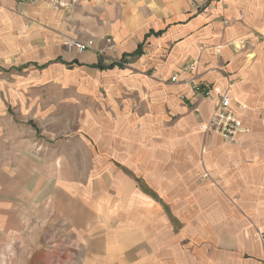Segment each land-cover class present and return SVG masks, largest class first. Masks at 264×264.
Here are the masks:
<instances>
[{"label": "rangeland", "instance_id": "1", "mask_svg": "<svg viewBox=\"0 0 264 264\" xmlns=\"http://www.w3.org/2000/svg\"><path fill=\"white\" fill-rule=\"evenodd\" d=\"M209 1L201 0L198 9ZM36 38L21 34L14 21L0 16V264H73L76 258L66 257L63 249L69 226L57 215L64 188L93 184L104 176H126L144 190L147 179L164 180L172 191L173 183L181 181L186 186L178 204L185 213L196 211L195 217L185 218L200 224L204 253L210 249L212 216L217 227L237 235L247 223L257 226L254 222L264 213V33L252 29L242 42L210 45L217 54L223 45L239 47L250 77L257 79L249 115L254 138L244 146L225 141L223 155H214L207 166V179L190 166L193 154L184 157L178 151L186 141L173 129L176 117L166 104L163 89L183 82L180 72L174 74L177 80L166 79L134 59L106 74L74 65L17 69L47 60L40 56L43 44L31 43ZM192 63L182 68L192 75L184 82L199 92L195 85H202L205 70L190 71ZM224 64L228 61L212 69L223 73ZM229 71L222 75L229 76ZM181 98L187 102L185 94ZM165 114L170 120L160 121ZM207 150L195 154L204 161ZM32 196L38 200H30ZM208 210L214 213L210 216ZM220 229L219 235L225 232ZM254 229L257 236L264 235V228Z\"/></svg>", "mask_w": 264, "mask_h": 264}, {"label": "crops", "instance_id": "2", "mask_svg": "<svg viewBox=\"0 0 264 264\" xmlns=\"http://www.w3.org/2000/svg\"><path fill=\"white\" fill-rule=\"evenodd\" d=\"M58 1L59 8L44 0L22 4L17 0H0L4 22L14 21L21 34L37 37L31 43L44 46L45 53L40 56L47 60L43 64L27 62L17 69L30 65L39 69L74 65L106 74L134 59V63L154 69L166 79L180 72L183 82L164 86L168 93L166 104L176 117L173 129L178 138L186 141L178 151L184 157L187 152L194 155L195 164L190 166L201 171L203 179L211 175L207 169L211 158H220L227 148L219 135L205 129L220 93L230 95L233 108L249 129L237 136L236 144L244 146L249 138H254L249 115L254 109L250 102L254 99L252 84L256 77H250V66L239 47L223 45L217 54L210 45L242 42L252 29L264 33V0H210L200 10L201 0ZM70 39L93 40V47L83 54L70 53L64 48ZM193 60L197 63L193 72L205 70L201 86L212 89L213 95L208 98L195 90L191 82H184L192 75L182 68ZM223 61L228 64L222 66V72L230 70L226 77L212 69ZM181 93L187 102L182 100ZM242 105L246 109L242 110ZM161 118L162 122L170 120L166 114ZM203 147L208 150L201 161L195 153ZM186 164L189 163L185 162L184 168ZM101 179L64 188L66 197L57 215L69 226L63 236L67 240L63 249L68 251L66 257L76 258H70L73 264H264V235L257 236L254 229L264 228L262 211L254 222L257 226L247 223L240 235L227 227L221 230L216 218H209L210 249L204 253L200 224L185 218L195 217L196 211L190 209L185 213L178 204L186 186L181 181L173 183L172 191L164 180L147 179L144 190L126 176L117 180L104 176L103 182ZM30 200L38 197L32 196ZM217 229L225 232L219 235ZM219 246L223 248L221 255Z\"/></svg>", "mask_w": 264, "mask_h": 264}, {"label": "built area", "instance_id": "3", "mask_svg": "<svg viewBox=\"0 0 264 264\" xmlns=\"http://www.w3.org/2000/svg\"><path fill=\"white\" fill-rule=\"evenodd\" d=\"M42 0H17L19 4L24 2H31V3H39ZM47 1L51 6L55 8L61 7V4L58 0H44ZM93 47V40H85L81 41L79 39H70V41L65 42V48L68 52H74L77 54H83L86 52L87 49ZM196 63H192L191 67L189 68L190 71L196 69ZM177 77H172L173 80H177ZM203 94V96L208 97L211 96L212 89L210 86H198L195 85ZM242 110L246 109L245 105H242ZM206 132L207 133H215L219 135L223 141L229 143H236L237 136L241 132L249 131L248 128L244 126L242 122V117L240 113L233 108L232 99L228 93L223 92L221 94L216 103H215V110L212 116L206 123Z\"/></svg>", "mask_w": 264, "mask_h": 264}]
</instances>
